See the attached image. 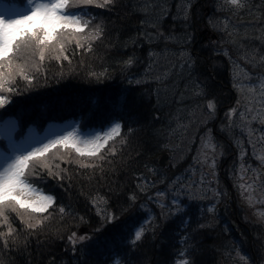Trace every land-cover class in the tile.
I'll use <instances>...</instances> for the list:
<instances>
[{
	"label": "trees",
	"instance_id": "16d2710c",
	"mask_svg": "<svg viewBox=\"0 0 264 264\" xmlns=\"http://www.w3.org/2000/svg\"><path fill=\"white\" fill-rule=\"evenodd\" d=\"M25 1L16 0L18 4L23 5ZM144 2L145 0H119L113 9L89 7L88 11L92 15L98 20L103 19L107 24L105 38L95 44V51L82 54L80 49H75L74 55L69 51L72 63L64 60L63 67L60 61L54 59L45 61L40 71L47 73L48 82L44 83L41 79V87L14 96L15 103L8 112H3L0 116L3 119L11 117L17 120V137H22L28 127L40 130L49 122L66 119L77 120L83 131L104 130L110 125L105 123V118L117 113L122 100L125 115L129 117L123 121L122 129L127 142L123 144L116 142L118 154L108 156L111 163L88 157L81 158L74 150L69 152L61 149L60 154L72 161L70 166L63 165L68 168V178L62 182L46 176L43 179L32 178L45 194L55 197L57 205L70 208L71 214L61 222L58 209L54 208L52 211L56 218L47 223L46 227L29 235L26 244L5 248L0 243V264H53V261L55 264H82L84 260L89 264H116V261H119V264H125V261L128 264H178L181 259L191 258L180 255L185 247L180 241L181 235L184 234L182 220L192 222L191 227L198 223L207 225L195 236L197 264H237L233 259L235 256L231 248L233 243L241 244L242 252L250 257L251 264L264 262V224L259 223L257 215H254L253 210L243 202L238 186L239 177L242 175L241 163L253 168L258 167V157L264 156V142L256 143L253 155V145L247 143V129L243 131L236 129V135L244 141L242 157L241 149L227 134L219 131L227 108L235 105L238 96L241 95L233 87V75H238L240 81L245 80L259 87L257 81L262 70L254 69L242 59L241 54L245 48L260 47V41L249 37L241 39L236 45L219 43L222 39L227 40V37L222 31H214L209 27L208 19L215 15L223 21L227 13L217 11L218 0H194L191 11L194 14L195 36L188 50L197 63L191 77L197 78V82L206 86L209 93L215 95L218 100L216 118L207 127L213 129V135L218 136L216 140L224 146L217 164L219 184L215 185L212 179L206 176L203 183L210 184L222 194H226L215 200L211 199L212 193L209 192L208 198L202 199L203 193L197 189L201 184L202 169L194 157L197 156V149L201 144L200 137L204 133V126L189 124L190 118L185 107L175 101L171 91L165 96L163 83L158 84L154 80L144 78L149 45L137 41L135 48L132 45L128 48L123 47L127 37L140 28L138 20L143 18L142 13L131 11L133 3ZM147 2L166 10L167 15L163 16L162 23L166 32L179 36L185 31L177 8L183 0ZM262 2L264 0H250L254 5H261ZM205 4L209 5L207 15L203 9ZM254 11L259 13L260 9L255 8ZM249 20L251 16L247 13L232 17V23L239 27L241 34ZM187 31L191 32L193 29L189 28ZM241 44L245 48L240 47ZM152 47L163 54L165 42L155 41ZM167 47L169 49L167 60L171 63L161 59L152 75L163 73L167 68L169 75L163 77V82L169 89L175 88L176 95H179L180 91H185V84L189 83L187 71L181 69L177 62L181 45L168 42ZM225 48L229 50L232 60L237 62L238 67L230 62L229 56L224 55ZM133 50L138 56L137 63L128 69H122L118 60L126 58ZM261 51L264 53V49ZM171 53L176 55L172 56ZM105 70L107 75L99 81L89 75ZM136 79H142V83L140 85L129 83V80ZM158 86L161 88L159 99L155 91ZM192 103L194 101L186 93L185 104ZM19 109L24 110L22 117L17 115ZM84 113L87 115H83ZM236 118H239L238 113ZM178 125L189 127L185 130ZM129 127L134 129L131 134L128 133ZM250 127L254 130L255 143L261 132H264V126L260 125L259 121H254ZM3 147L4 142L0 141V148ZM163 153H167V164L160 166L158 159ZM77 160H81L85 165L104 163L103 174L99 168L93 173L91 167H82L80 163H76ZM251 175L249 172L248 176ZM173 182L176 183L170 188L169 185ZM139 183L147 187L146 192H141L136 187ZM188 185L192 186L191 189L187 187ZM177 189L184 193L179 199L183 202L185 214L175 217L174 222L158 230L155 238L149 233L135 250L130 246L126 247L125 240L103 253L90 252L87 256L73 253L67 240L70 232L90 230L96 227L100 220L96 205L92 204L89 197L99 193L108 197L110 205H119L127 195L135 191L140 197L139 202L145 206L138 208L132 219L128 218V214L123 217L127 227L132 228L133 225L139 227L138 221L147 219L148 215L159 217L161 208L156 203V192H164L165 197L160 198L161 202L170 203V195L171 193L175 195ZM209 203L215 205V213L207 212ZM100 207L103 208L105 205L101 204ZM80 216H84L89 223H79ZM230 219L236 221V226L230 224ZM15 226L23 227L18 219ZM188 243L191 244L192 241ZM109 256L111 259H108Z\"/></svg>",
	"mask_w": 264,
	"mask_h": 264
},
{
	"label": "snow or ice",
	"instance_id": "6c2138e0",
	"mask_svg": "<svg viewBox=\"0 0 264 264\" xmlns=\"http://www.w3.org/2000/svg\"><path fill=\"white\" fill-rule=\"evenodd\" d=\"M118 3L119 0H26V7L21 9L16 0H0V110H2L0 116L3 112H8L15 103L14 96L41 87V79L44 83L48 82L47 73L40 71L45 61L54 59L60 61L63 67L64 60H67L69 64L72 63L68 55L69 51H72L73 55L75 49H80L82 54L94 52L95 44L105 38L107 24L103 19L98 20L88 9L89 7L113 9ZM193 4L194 0H183L177 5L178 15L185 29L177 36L175 33L166 32L162 27L163 16L167 15L165 9L158 8L154 3L149 4L147 0L143 4L133 3L131 11L142 13L143 18L138 20L140 28L127 37L123 47L128 48L132 45L135 48L137 41L149 45L144 78L154 80L158 84L163 83L165 96L171 91L175 101L185 107L190 118L189 124L204 126V133L200 137L201 144L197 149V156L194 157L201 164L202 169L201 184L197 186V189L203 193L202 199L208 198V193L211 192V199L219 200L222 195L226 194H222L210 184L203 183L205 176H209L210 180L215 177L217 157L223 154L224 146L216 140L213 129L207 127L216 118L218 100L215 95L209 93L206 86L197 82V78L191 77V73L196 70L197 63L193 54L188 50L195 36L194 14L191 11ZM255 8L260 9L259 13L254 11ZM217 11L227 13V15L223 21L219 16L209 17L208 26L214 31H222L227 37V40L222 39L219 43L236 45L241 39L249 37L260 41V47L245 48L244 45H240L245 48L241 54L242 59L254 69L262 70L257 81L259 89L255 85L242 87L239 76L234 74L233 87L241 95L238 96L235 105L227 108L224 121L219 125V131L227 134L241 149L242 157L244 141L236 135L235 130L247 129V143L253 145V155H255L256 143L264 142V132H261L254 143V130L250 127L254 121H259L260 125L264 126V53L261 51L264 49V2L261 5H254L250 3V0H218ZM242 13L251 16V20L246 22L243 34L240 33L239 27L232 23V17H239ZM189 28L193 31H187ZM155 41L165 42L163 54L152 47ZM168 42L181 45L177 62L181 69L187 71L189 77V83L185 84V91H180L179 95H176L175 88L169 89L168 85L163 82V77L169 75L167 68L163 73L152 75L161 59H164L166 63H171L167 60ZM171 55L176 54L171 53ZM224 55L229 56L230 62L238 67L227 48L224 49ZM137 61V53L133 50L126 58L118 60V63L122 69H128ZM60 75L62 77L63 73ZM89 75L99 81L107 75V72L106 70L100 73L92 72ZM129 83L140 85L142 79L129 80ZM155 91L159 99L161 88L158 86ZM186 93L194 101L191 105L185 104ZM237 113L238 119L236 118ZM17 115L22 117L24 110L19 109ZM125 119L129 117L125 115L122 100L117 113L105 118V123L110 124V127L97 132L94 136H78L75 128L72 131H66L65 129L70 127L66 125L63 128L49 127L43 134L30 130L17 139V120L11 117L0 118V141L5 145L0 148V243L5 248L26 244L29 235L46 227L47 223L56 218L52 209H58L61 222L71 214L70 208L57 205L55 197L45 194L36 186L32 178L43 179L46 176L60 182L68 178V168L63 165L70 166L72 161L60 154L61 149L69 152L74 150L81 158L88 157L111 163L108 156L118 154L116 142L119 141L121 144L127 142L122 132ZM178 127L187 130L189 125H178ZM133 131V128H128L129 134ZM57 160L59 163L56 162ZM258 160L259 165L255 168L241 163L242 175L239 177L238 186L243 202L253 210L254 215H257L259 223L264 224V156L258 157ZM76 163H80L82 167H91L93 173L96 168H99L103 174L104 163L85 165L81 160H77ZM205 166L208 171H204ZM249 172L252 173L251 176H248ZM245 177L248 178L245 179ZM175 183L173 182L169 187H174ZM136 187L141 192L147 191L143 183L137 184ZM187 187L191 189L192 186ZM182 194L184 193L177 189L170 203H163L160 198L165 197V193L156 192V203L161 208L159 217L148 215L147 219L138 221L139 227L133 225L132 228L127 227L123 217L128 214V218L132 219L137 209L145 206L139 202L140 197L135 191L127 195L119 205H110L108 197L101 196L99 193L89 197L92 204L96 205L100 220L97 226L90 230L70 232L67 240L73 253L78 256H87L90 252L103 253L125 240H127L126 247L130 246L135 250L149 233H152L155 238L158 230L174 222L175 217L185 214L183 202L179 199ZM101 204L105 207L101 208ZM215 211V205L209 203L207 212L215 213ZM17 219L23 225L22 228L15 226ZM79 223L88 224L89 221L84 216H80ZM181 223L184 234L181 235L180 241L185 247L180 255L191 258L181 259L178 264H197L195 236L207 225L198 223L195 227H191L192 222L190 221L182 220ZM241 235L243 238V233ZM60 238L63 239V236ZM190 240L191 244L188 243ZM231 248L235 252L233 259L237 261V264H251L250 257L242 252L241 244L233 243ZM108 259H111V256ZM53 264H55L54 261ZM82 264H89V262L84 260ZM116 264H119V261H116ZM125 264L128 262L125 261Z\"/></svg>",
	"mask_w": 264,
	"mask_h": 264
},
{
	"label": "rangeland",
	"instance_id": "374dc122",
	"mask_svg": "<svg viewBox=\"0 0 264 264\" xmlns=\"http://www.w3.org/2000/svg\"><path fill=\"white\" fill-rule=\"evenodd\" d=\"M19 6H20V5H19ZM20 7H21V6H20ZM25 7H26V5L23 6V7H21V9H24ZM203 9H204V11L206 12V15H207L208 12H209V5H208V4H205V5L203 6ZM242 81H243V82H242ZM242 81H240V82H241V85L244 84L243 87H245V88L253 86V84L250 83V82H246L245 80H242ZM255 87H256V85H255ZM256 88H259V87H256ZM257 100H259V97H257ZM77 122H78V121H76V120H71V119H67V120L60 121V122H50V123L45 124V126H43L41 130H39V129H37V128L29 127V128H27V129L24 131L23 135H24L25 133L29 132L30 130H31V131H34V132L37 133V134H43V133L45 132V130L48 129L49 127H62V128H63V127H65L66 125H70V127H67V128L65 129L66 131H72V129L75 128V129H76V135L81 136V137H86V136H87V137H91V136H94L97 132H102V131L106 130V129H104V130H97V129L94 130V129H89V130L82 131V130H80V128H79ZM109 127H110V126H109ZM23 135H22V136H23ZM20 138H21V137H17V139H20ZM216 138L218 139V136H217ZM4 146H5V145H4ZM221 156H222V155H220V156L217 157V164H218V162L220 161ZM58 163H59V162H58ZM204 171H208L207 168H206V166H205ZM206 177L209 178V176H206ZM212 181L214 182L215 185L219 184V174H218V168H217V165H216V168H215V177L212 179ZM173 196H174V193H171L170 197L172 198ZM77 232H82V231H79V230H78ZM68 243H69V242H68ZM69 245H70V244H69ZM70 247H71V245H70Z\"/></svg>",
	"mask_w": 264,
	"mask_h": 264
},
{
	"label": "water",
	"instance_id": "95a60500",
	"mask_svg": "<svg viewBox=\"0 0 264 264\" xmlns=\"http://www.w3.org/2000/svg\"><path fill=\"white\" fill-rule=\"evenodd\" d=\"M166 158H167V153L161 154L159 159H158V164L160 166H165L166 165Z\"/></svg>",
	"mask_w": 264,
	"mask_h": 264
}]
</instances>
